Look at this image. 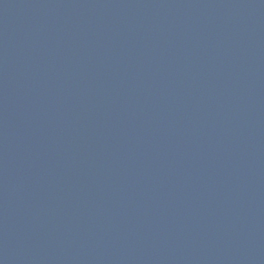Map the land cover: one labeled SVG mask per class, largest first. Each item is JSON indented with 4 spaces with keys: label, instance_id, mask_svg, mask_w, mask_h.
Returning a JSON list of instances; mask_svg holds the SVG:
<instances>
[{
    "label": "water",
    "instance_id": "1",
    "mask_svg": "<svg viewBox=\"0 0 264 264\" xmlns=\"http://www.w3.org/2000/svg\"><path fill=\"white\" fill-rule=\"evenodd\" d=\"M0 264H264V0H0Z\"/></svg>",
    "mask_w": 264,
    "mask_h": 264
}]
</instances>
